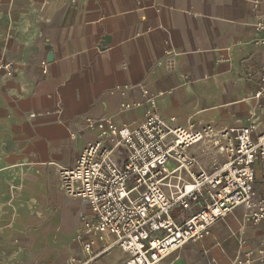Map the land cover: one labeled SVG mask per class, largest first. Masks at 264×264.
I'll use <instances>...</instances> for the list:
<instances>
[{"label":"crops","instance_id":"0c3cea01","mask_svg":"<svg viewBox=\"0 0 264 264\" xmlns=\"http://www.w3.org/2000/svg\"><path fill=\"white\" fill-rule=\"evenodd\" d=\"M262 6L256 0H0V54L14 62L15 73L0 74L3 232L27 221L25 210L35 203L22 200L37 203L53 185L57 166H73L97 140L100 129L90 128L88 119L108 117L130 129L144 124L143 90L156 99L162 118L175 117L180 126L196 120L219 130L231 128L236 111L247 117L245 125L251 115L264 116V101L258 107L254 98L264 68V49L254 43ZM235 76L245 92L208 103L205 94L228 89ZM134 102L142 104L122 105ZM209 108L214 112L205 114ZM257 180L264 192L260 172ZM69 198L85 203L80 221L91 214L86 200ZM244 213L233 211L163 264H235L241 239L264 249V220L251 224ZM49 227L50 221L36 237L44 238ZM105 257L98 264H108ZM259 257L255 264H264Z\"/></svg>","mask_w":264,"mask_h":264},{"label":"built area","instance_id":"2783aa9c","mask_svg":"<svg viewBox=\"0 0 264 264\" xmlns=\"http://www.w3.org/2000/svg\"><path fill=\"white\" fill-rule=\"evenodd\" d=\"M256 4L263 6L254 43L264 49V0ZM41 68L47 73L46 60ZM0 74H15L14 62L1 54ZM258 84L254 98L261 107L264 68ZM143 98L148 105L144 124L130 129L108 117L88 119L90 128L100 129L97 140L88 143L73 166L58 169L63 194L86 200L91 211L82 216L77 238L82 254L66 264H98L117 247L127 254L124 264H163L239 208L251 224L264 220V192L256 182L258 172L264 181V116H250L247 125L236 128L218 130L196 120L180 126L175 117L165 120L158 114L149 90H143ZM240 242L235 264H255L257 255L264 261L263 248L256 251Z\"/></svg>","mask_w":264,"mask_h":264},{"label":"rangeland","instance_id":"374dc122","mask_svg":"<svg viewBox=\"0 0 264 264\" xmlns=\"http://www.w3.org/2000/svg\"><path fill=\"white\" fill-rule=\"evenodd\" d=\"M236 92L244 93L245 91L243 85L238 82V77L235 76L233 86H228V89L218 88L211 93L208 92L205 94V98L208 103L218 105L223 97L233 95ZM212 112L214 109L209 108L205 114ZM232 116L230 119L231 128L242 127L247 122V117L241 116L237 111ZM208 118L210 119V117ZM212 120L217 123L216 119ZM57 167L59 169L63 166ZM168 168L174 169L175 164L173 162L168 163ZM58 177L57 174L53 185L48 183V192L44 193L37 203L34 197L26 201L22 200V202L27 203L32 201L35 205L25 210L30 212V215L20 228L14 229L9 235H6L0 227V264H65L69 257L80 254L81 246H79L77 238L83 231L80 215L85 203L73 201L66 194H63ZM256 182L258 183L257 179ZM12 200L7 203L18 202ZM39 219L41 222H38ZM49 221L50 227L45 232L46 236L39 240L36 233L44 231ZM12 222L10 221L9 226ZM106 260L108 264H124L126 259L119 249H115L102 262Z\"/></svg>","mask_w":264,"mask_h":264},{"label":"water","instance_id":"95a60500","mask_svg":"<svg viewBox=\"0 0 264 264\" xmlns=\"http://www.w3.org/2000/svg\"><path fill=\"white\" fill-rule=\"evenodd\" d=\"M48 55H49V59H48V60H49V61L53 60V56H54V55H53L51 52H50Z\"/></svg>","mask_w":264,"mask_h":264}]
</instances>
